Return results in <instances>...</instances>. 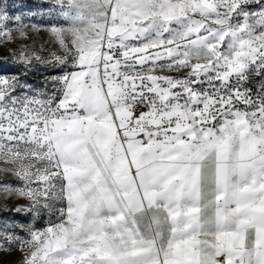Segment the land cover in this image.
Masks as SVG:
<instances>
[{
  "label": "snow or ice",
  "instance_id": "snow-or-ice-1",
  "mask_svg": "<svg viewBox=\"0 0 264 264\" xmlns=\"http://www.w3.org/2000/svg\"><path fill=\"white\" fill-rule=\"evenodd\" d=\"M53 9L61 87L0 75V173L17 178L0 190L37 216L57 186L66 203L26 236L0 222V250L26 246L22 264H264V0ZM12 20L0 7V38ZM33 56L49 59H19Z\"/></svg>",
  "mask_w": 264,
  "mask_h": 264
},
{
  "label": "rangeland",
  "instance_id": "rangeland-1",
  "mask_svg": "<svg viewBox=\"0 0 264 264\" xmlns=\"http://www.w3.org/2000/svg\"><path fill=\"white\" fill-rule=\"evenodd\" d=\"M56 2L57 0H0V7L7 9L13 17L9 25L13 38L11 40L0 38V75L18 77L22 84L30 85L34 90L49 94L61 87L57 78L65 74L60 65L51 60L53 54L63 55L56 38L49 31L50 24L60 18L54 9L49 11ZM31 13L40 14L32 15ZM16 15L22 16L20 23L23 27H20V23L14 20ZM21 32L24 35H21ZM21 52L49 59L38 61L33 56L30 64H24L19 59ZM187 71L188 69H183L173 73L180 76ZM165 72L169 73L165 70L160 74ZM249 78L258 79L254 74ZM249 86L257 87L256 84ZM3 167L5 165L0 163V168ZM4 181H17V178L11 173H0V183ZM15 186L19 187V182ZM58 193L59 186L53 194L52 207L37 216L27 211L26 206L30 203L27 199L15 194L7 195L0 190V222L6 221L17 225L16 234L18 236H26V228L29 224L43 228L49 223H55L59 221L61 209L65 206L63 197H60ZM17 208H20V211H17ZM0 243L6 244L7 241L0 238ZM26 250L25 246L24 251ZM24 251L19 246L11 251L0 250V264H22Z\"/></svg>",
  "mask_w": 264,
  "mask_h": 264
},
{
  "label": "crops",
  "instance_id": "crops-1",
  "mask_svg": "<svg viewBox=\"0 0 264 264\" xmlns=\"http://www.w3.org/2000/svg\"><path fill=\"white\" fill-rule=\"evenodd\" d=\"M158 75H171V76H178L177 74H174L173 72L171 73V72H169V73H162V74H160V72H158L157 73ZM66 203V202H65ZM58 222H60V221H57V222H55V223H58Z\"/></svg>",
  "mask_w": 264,
  "mask_h": 264
}]
</instances>
